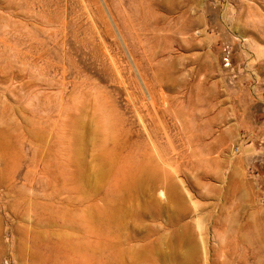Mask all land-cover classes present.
Here are the masks:
<instances>
[{"label":"rangeland","instance_id":"obj_1","mask_svg":"<svg viewBox=\"0 0 264 264\" xmlns=\"http://www.w3.org/2000/svg\"><path fill=\"white\" fill-rule=\"evenodd\" d=\"M0 264H264V0H0Z\"/></svg>","mask_w":264,"mask_h":264}]
</instances>
